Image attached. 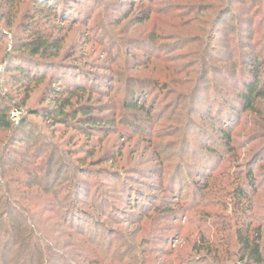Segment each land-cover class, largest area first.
Returning a JSON list of instances; mask_svg holds the SVG:
<instances>
[{
	"label": "rangeland",
	"instance_id": "obj_1",
	"mask_svg": "<svg viewBox=\"0 0 264 264\" xmlns=\"http://www.w3.org/2000/svg\"><path fill=\"white\" fill-rule=\"evenodd\" d=\"M19 2L13 25L30 9V0ZM229 2L231 13L216 37L235 47L251 33L249 42L261 43L264 0H82L80 21L45 26L62 42L59 58L73 72L59 100L70 97L65 112L90 111L98 121L94 129L32 116V109L54 110L48 87L57 88L46 78L25 98L0 60V97L23 107L26 119L25 143L11 149L24 152L30 145L33 151L47 141L52 148L40 162L54 159V170L67 172L59 185L69 183L74 170L90 169L88 198L104 185L116 195L111 201L132 215L128 222L101 220V247L114 264H252L240 237L258 233L264 264V102L231 117L219 107L220 96L222 90L234 95L236 78L217 74L203 80L197 111L186 98L201 82L192 71L206 72L200 64L209 63L203 48L195 61L197 45L207 43ZM14 37L25 36L14 28L0 32V59ZM226 54L215 56L218 67L226 65ZM137 80L147 86L145 100L131 110L126 97ZM8 136L0 130V141ZM126 192H133L131 207L121 205Z\"/></svg>",
	"mask_w": 264,
	"mask_h": 264
},
{
	"label": "trees",
	"instance_id": "obj_2",
	"mask_svg": "<svg viewBox=\"0 0 264 264\" xmlns=\"http://www.w3.org/2000/svg\"><path fill=\"white\" fill-rule=\"evenodd\" d=\"M19 3V0H0V32L14 28L25 36L16 40L14 37L11 50H5L0 60L25 98H28L32 86L44 82L46 78L57 88L48 87L47 99L52 97L57 102L54 110L44 107L32 109L30 114L51 121L52 125L70 123L79 126L78 123H83L81 128H96L98 121L90 117V111L65 112L70 106V97L59 100L62 95L59 90L69 91L67 80L73 72L64 67L67 66L65 59L59 58L62 42L53 39L44 28L54 22L62 25L80 21L82 14L78 13V7H82V0H30L26 20L13 25L11 20L16 17ZM230 13L231 2L219 12V18L209 28L210 35L205 39L207 43L200 41L197 45L195 61L199 64L202 53L199 49L203 48L207 50L209 63L200 64V67L205 66V70L207 68L206 72L202 69H199L200 73L192 71L195 79L198 76L201 79L200 85L189 89L186 97L191 101L193 112L197 111L201 87L210 74H217L223 80L236 78L231 85L234 95L222 90L223 95L220 96L219 107L231 117L239 111L254 112L256 105L264 102V40L258 44L256 41L249 42L250 33L244 37V40H249L247 43L224 46L215 34L217 26L224 23V18ZM76 15L78 18L74 19ZM30 23L35 27L29 26ZM220 53H227L222 61L226 64L224 67H218L214 61ZM76 83L74 79L72 84ZM146 88L138 80L130 87L126 97L129 109L142 108ZM80 90L77 87L76 91ZM15 104L10 97H0V130L9 133L7 139L0 141V264H114V257L101 247L99 238L104 236L101 220L112 223L122 218L129 220L132 215L111 201L116 195L109 187L102 190L104 185H96L92 197L88 198L89 178L93 174L90 169L80 167L74 170L67 179L69 183L59 185L67 172L54 170V159L40 162L46 150L52 148L47 141L40 142V147L33 151L30 145H26L24 152L13 151L11 146L14 143L19 146L25 143L21 136L26 128L23 107ZM13 112L18 113L15 121L11 118ZM78 115L84 117L77 118ZM246 178L251 179V171ZM125 187L126 183H122L121 190ZM132 195L133 192H126L124 197L120 196L123 198L121 205L131 207ZM47 196L52 198V202L47 201ZM83 204L85 207L81 208ZM99 217L100 220H97ZM259 236L258 233L251 239L247 235L240 237L241 250L252 264H263Z\"/></svg>",
	"mask_w": 264,
	"mask_h": 264
},
{
	"label": "built area",
	"instance_id": "obj_3",
	"mask_svg": "<svg viewBox=\"0 0 264 264\" xmlns=\"http://www.w3.org/2000/svg\"><path fill=\"white\" fill-rule=\"evenodd\" d=\"M11 118L13 121L17 120L18 119V113L17 112L11 113Z\"/></svg>",
	"mask_w": 264,
	"mask_h": 264
}]
</instances>
